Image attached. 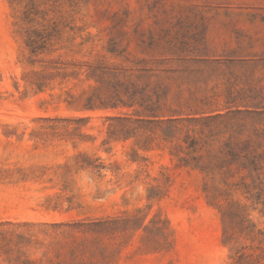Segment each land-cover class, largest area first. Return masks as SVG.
<instances>
[{
    "label": "rangeland",
    "instance_id": "374dc122",
    "mask_svg": "<svg viewBox=\"0 0 264 264\" xmlns=\"http://www.w3.org/2000/svg\"><path fill=\"white\" fill-rule=\"evenodd\" d=\"M0 264H264V0H0Z\"/></svg>",
    "mask_w": 264,
    "mask_h": 264
},
{
    "label": "trees",
    "instance_id": "16d2710c",
    "mask_svg": "<svg viewBox=\"0 0 264 264\" xmlns=\"http://www.w3.org/2000/svg\"><path fill=\"white\" fill-rule=\"evenodd\" d=\"M124 100L122 99V97H120L119 93L114 92V95L109 99V101L105 104L107 106H109L112 109H116L119 106L122 107H127V108H132L134 106H138L140 108H143L142 113L138 114L144 118H146V120H137L138 122H143V123H147L148 125H157L161 122L157 121V119H159L160 113H161V105H160V100H161V96L162 95H157L156 94V99L155 101L151 100L148 97H145V90H137V89H133V91H130L128 88L125 89L124 92ZM139 96V99H138ZM101 106L103 105L100 102ZM152 119V120H151ZM111 120H119V121H123V130H125V136L127 138L133 136L135 133L132 129H129V127H127V125L130 124L129 120L127 118H114ZM129 123V124H126ZM186 140H188V138H186Z\"/></svg>",
    "mask_w": 264,
    "mask_h": 264
}]
</instances>
